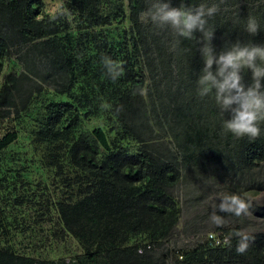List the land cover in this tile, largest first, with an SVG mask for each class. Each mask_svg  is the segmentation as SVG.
Instances as JSON below:
<instances>
[{
  "label": "trees",
  "instance_id": "16d2710c",
  "mask_svg": "<svg viewBox=\"0 0 264 264\" xmlns=\"http://www.w3.org/2000/svg\"><path fill=\"white\" fill-rule=\"evenodd\" d=\"M67 7L71 24L68 16H46L38 0H0V75L11 48L26 51L25 71L6 76L0 88V264H69L19 247L16 239L33 238L31 211L34 223L48 217L57 236L71 235L81 245L83 256L70 264H168L170 256L171 264H264V233H247L248 248L238 253L239 227L218 229L229 238L224 246L201 243L157 259L138 253L147 243L162 248L180 220L171 190L182 163L250 171L264 163V131L255 139L236 137L230 159L214 146L227 132L195 91L202 66L197 38L182 39L166 56L169 31L137 19L144 0H69ZM249 13L264 23V4L225 1L209 20L217 49L249 39L243 20L236 22ZM124 24L131 30L114 40L101 33ZM253 39L264 41V31ZM105 56L124 69L115 80ZM38 68L66 74L59 93L70 100L54 103L41 85L31 87ZM168 136L174 150L159 142Z\"/></svg>",
  "mask_w": 264,
  "mask_h": 264
},
{
  "label": "clouds",
  "instance_id": "9594fccd",
  "mask_svg": "<svg viewBox=\"0 0 264 264\" xmlns=\"http://www.w3.org/2000/svg\"><path fill=\"white\" fill-rule=\"evenodd\" d=\"M38 1L43 6L45 12L44 3L41 0ZM68 1L66 0L65 2V11L63 13L55 17H49L53 19L63 16L70 17L67 7ZM144 3L145 7L138 12L137 19L145 24L150 23L157 30L169 31L170 40L165 52L166 56L174 54V51L181 45L182 39L197 38L202 66L199 68L196 76L195 91L198 96L206 97L211 105V111L213 105H216L219 109L218 114L221 116L222 130L231 133L237 138L247 137L249 139H255L259 137L261 132L264 131V128H262V125H264V41H257L253 37L257 36L261 31H264L262 18L252 13H249L243 18L237 16L236 22L239 23L241 19L243 20V30L249 35V39L245 41L237 38L227 44L222 43V46L217 49L213 44L216 29L209 24V20L221 11V5L224 3V0H177L175 3L174 0H144ZM256 4H264V0H256ZM45 15L48 16L49 14L45 12ZM72 20L73 16L70 17L69 24L73 22ZM125 25H120L122 26V30L119 34L124 35L125 31L129 32L131 30L129 24V28H125ZM72 31L73 27L70 28L68 35H71ZM13 49L15 51L19 50L11 48V50ZM138 51L140 52V47ZM144 59L147 62L150 61V59L148 61V57H144ZM13 61L17 63V60ZM103 61L111 79L115 80L123 73L124 69L120 61L113 60L108 56H105ZM169 63L172 68L176 67L172 62ZM21 71L22 73L24 72V70ZM62 74L60 76L58 73L50 75L41 72V75L46 77L44 80L48 78L46 83H51V85H48L54 88L53 93L56 97H60L59 100H56L55 97L54 103L70 100L68 95L59 93L62 89L60 81L64 80L63 76L66 75L64 73ZM249 74V79L246 80L245 76ZM9 75V73L5 75V78ZM41 80L44 81L43 79ZM43 83L41 82L40 84L42 89ZM19 102L17 101V103ZM195 115L197 118L199 117L198 114ZM248 206L249 202L238 193L220 194L218 204L220 212H229L235 216H240L241 214L246 215ZM212 219L217 224L223 222V217L216 213H213ZM37 224H40V222L38 221ZM51 225L54 228V224L51 223ZM53 228L50 230L51 235L59 237L57 236L59 234L58 231ZM52 231L56 232L52 233ZM237 234L240 238L236 245V251L243 253L248 248L250 236L243 231ZM221 236L218 232L211 233L203 243H207L213 248L224 246L229 241V238L226 236L222 238ZM66 237L75 239L71 235H66ZM74 242L78 245L75 240ZM14 247L18 250L15 244ZM19 247L23 252L26 251L32 255V251H29L32 246H26L25 248L19 245ZM79 247L80 251L77 250L74 254H69V251H66L65 256L61 258L65 259L69 264L76 262V256L77 259L79 256H83L81 245ZM196 247L175 248L173 245L167 244V247L163 245L162 248L154 250V246L147 243L139 248L138 253L153 252L154 257L157 259L165 252H170V255H172L174 252L179 253L178 251L180 249H194ZM33 257L43 258L39 254ZM54 258L56 257H48L47 259ZM179 259H182V257L179 256ZM167 262L171 264V256Z\"/></svg>",
  "mask_w": 264,
  "mask_h": 264
},
{
  "label": "rangeland",
  "instance_id": "374dc122",
  "mask_svg": "<svg viewBox=\"0 0 264 264\" xmlns=\"http://www.w3.org/2000/svg\"><path fill=\"white\" fill-rule=\"evenodd\" d=\"M41 1L44 3L45 12L49 16L55 17L65 11L66 0ZM117 27L103 28L101 29V33L102 35L105 34L109 40H114L118 38V33L122 30V26L119 25ZM127 28H129L128 24ZM71 35H74V33H71ZM25 52L10 49V53L4 57L5 62H3L2 67V72L4 73L0 76V86L6 82L5 75L8 73L14 78L20 77L21 70L25 69L24 62L23 60L21 61L20 56L24 59ZM11 60H17V63L13 65ZM41 72L38 68L36 73L33 74L36 76H33L31 87H40L41 82H44L40 78ZM48 84L51 85V83H43L42 92L45 94V99L53 100L56 97L53 93L54 88L49 87ZM20 96L18 95V97ZM59 99L60 97H56V100ZM19 100L20 98H17V101ZM215 112V116H217L219 109L216 105H213L212 113ZM162 133V131H158L157 137ZM235 140L236 137L231 133H228V135L227 133H223L221 139H213L212 142L217 149L223 150L230 159V155L234 154L229 150L235 149ZM159 142L164 143L169 150L175 149L174 140L171 136L162 138ZM230 162L233 163L232 160ZM213 163L214 161L210 164L204 162L197 165L193 164V162L182 163L180 169L181 180L171 190L180 205L182 213L179 223L169 238V243L167 241L164 244L166 247L167 244L173 245L175 248L196 247L205 242L211 233H217L219 228L239 227L241 231L249 234L264 233V163L250 171L245 170L241 172H236L229 167L222 168ZM50 184V181H47V185ZM233 192L240 194L249 202L246 215L235 216L229 212L219 211L220 194ZM213 213L223 217V222L219 224L215 223L212 219ZM33 214V211H31L30 215L27 214L30 217L26 219L28 226L32 229V233L31 231L29 232L33 238L27 241L25 239H16L19 245L25 248L26 246H32L29 251H32L33 256L39 254L46 259L53 256L56 258L64 257L66 251H69V254H74L77 250L80 251L79 245L72 238H60L51 235L50 230L53 226L48 217L39 220L40 224H36L34 223Z\"/></svg>",
  "mask_w": 264,
  "mask_h": 264
}]
</instances>
